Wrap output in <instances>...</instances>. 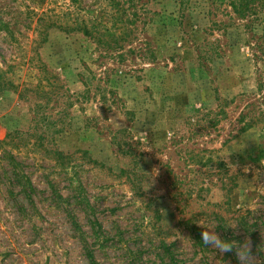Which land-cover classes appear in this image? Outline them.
I'll return each mask as SVG.
<instances>
[{"label":"rangeland","instance_id":"374dc122","mask_svg":"<svg viewBox=\"0 0 264 264\" xmlns=\"http://www.w3.org/2000/svg\"><path fill=\"white\" fill-rule=\"evenodd\" d=\"M209 229L264 260V0H0V264H238Z\"/></svg>","mask_w":264,"mask_h":264},{"label":"clouds","instance_id":"9594fccd","mask_svg":"<svg viewBox=\"0 0 264 264\" xmlns=\"http://www.w3.org/2000/svg\"><path fill=\"white\" fill-rule=\"evenodd\" d=\"M201 240L205 247L214 249L221 254L234 252L238 264H264L252 251V243L248 238L242 242L234 239H225L213 229L203 230Z\"/></svg>","mask_w":264,"mask_h":264},{"label":"trees","instance_id":"16d2710c","mask_svg":"<svg viewBox=\"0 0 264 264\" xmlns=\"http://www.w3.org/2000/svg\"><path fill=\"white\" fill-rule=\"evenodd\" d=\"M80 24H81V22H78L77 18H75V24H74V26H72V28H70V30H82L84 33H86L84 28L82 26H80ZM62 29H65V28H62Z\"/></svg>","mask_w":264,"mask_h":264}]
</instances>
